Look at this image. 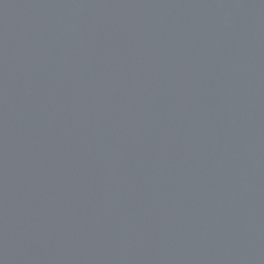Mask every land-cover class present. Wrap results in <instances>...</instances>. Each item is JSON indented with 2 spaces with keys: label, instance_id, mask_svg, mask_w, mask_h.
I'll return each mask as SVG.
<instances>
[{
  "label": "water",
  "instance_id": "water-1",
  "mask_svg": "<svg viewBox=\"0 0 264 264\" xmlns=\"http://www.w3.org/2000/svg\"><path fill=\"white\" fill-rule=\"evenodd\" d=\"M0 264H264V0H0Z\"/></svg>",
  "mask_w": 264,
  "mask_h": 264
}]
</instances>
